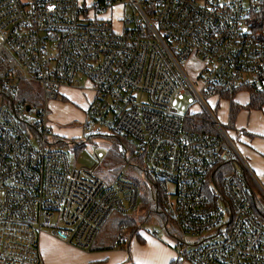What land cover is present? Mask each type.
Listing matches in <instances>:
<instances>
[{
    "label": "built area",
    "instance_id": "2783aa9c",
    "mask_svg": "<svg viewBox=\"0 0 264 264\" xmlns=\"http://www.w3.org/2000/svg\"><path fill=\"white\" fill-rule=\"evenodd\" d=\"M117 5L120 31L106 14ZM117 5L98 14L95 0H0V96H17L28 82L45 97L36 109L0 106V264H44V225L89 250L111 213L139 206L140 187L124 174L133 159L163 184L180 259L264 264V222L253 209L244 161L214 115L219 105L208 104L241 91L264 95V0ZM190 59L201 61L200 80L183 68ZM82 78L80 89L93 93L90 117L134 148L110 181L96 166L73 168L68 151L48 139L49 101ZM184 97L199 110L182 115L174 101ZM225 163L234 170L221 177Z\"/></svg>",
    "mask_w": 264,
    "mask_h": 264
},
{
    "label": "rangeland",
    "instance_id": "374dc122",
    "mask_svg": "<svg viewBox=\"0 0 264 264\" xmlns=\"http://www.w3.org/2000/svg\"><path fill=\"white\" fill-rule=\"evenodd\" d=\"M87 5H91L94 0H85ZM121 5L114 8L112 13L108 14L114 23L116 31H120V18L122 16ZM131 11V6L128 5L126 12ZM184 70L191 78L200 80V72L202 69L201 61L196 59H190L186 64L183 65ZM85 79L82 78L81 85L74 89H64L59 90V97L57 100L49 101L48 107L51 111V115L48 118V123L50 127V134L48 135L49 141H58L59 139H65L68 142L74 140L76 143H82V148H76V145L70 144L64 147L71 159L73 168L81 167H95L96 175L102 177L104 180L110 181L114 178V175L109 167L104 163L103 158L108 154L112 143L116 141V136L109 134L108 129L105 125L100 124L93 119L88 114L89 107L92 102L91 93L89 91H84L80 88L83 87ZM32 91L37 100V106L45 105V97L43 89L39 84H30ZM64 95V96H63ZM227 99L230 96H224ZM6 103V102H4ZM9 103V102H8ZM208 104L213 107L215 104L214 98L208 101ZM226 104L221 102L220 110L216 112V118L222 123L225 119V113H227ZM174 107L182 115L187 113H194L199 110V105H194L189 101L188 97L181 99H176L174 101ZM228 116V114H227ZM32 118L37 120L38 115L33 114ZM36 142V139H34ZM239 149V147H238ZM240 157L244 161L245 169L252 181L255 183V195L260 198L261 202L264 204V173H259L253 166L250 155H247L241 149H239ZM134 167L129 166L124 172L127 175V179L135 181L139 179L143 180V176L139 177L138 173L133 169ZM123 169V167H122ZM172 188L170 187V190ZM55 221L52 222V225ZM108 225L105 228H109ZM49 231L47 225H44V232ZM155 231L159 232V237L156 238L158 241L170 246L175 250L176 241L170 235H168L164 228L157 225L155 222L147 224L140 232L142 235L152 236ZM153 237V236H152ZM47 264V262L45 261Z\"/></svg>",
    "mask_w": 264,
    "mask_h": 264
},
{
    "label": "trees",
    "instance_id": "16d2710c",
    "mask_svg": "<svg viewBox=\"0 0 264 264\" xmlns=\"http://www.w3.org/2000/svg\"><path fill=\"white\" fill-rule=\"evenodd\" d=\"M126 0H95L96 12L98 14L106 13L111 7H114L117 4H121ZM4 93V91L0 90V94ZM251 101L247 106H241L235 102L231 98L230 106V120L231 123L234 124L238 114L243 109L248 110H261L264 106V95L258 92H252ZM227 99V97H224ZM37 95L35 97L32 88L28 82H21L19 86V92L17 96H0V106L11 107L14 103H20L26 107H31V109H36L39 106L36 104ZM6 102V103H4ZM9 102V103H8ZM217 107V111L218 112ZM214 112V115L216 114ZM206 116L203 117L204 122L207 121ZM189 126L194 129L205 131L208 129V125L206 124H198L189 121ZM116 141L112 143L108 154L103 158L104 163L107 167L110 168L116 177L122 170L123 165L127 161V152L133 153V146L128 143L122 136L115 135ZM57 144L64 148L69 146L70 144L76 145V148H82V143H76L74 140L71 142L66 141L65 139H59ZM133 169L138 173L139 177L142 175L143 180L139 179L135 180L141 191L140 203L138 208L131 214H121L117 212H113L110 214L108 219L106 220L103 227L100 229L97 234L95 241L90 251L96 249V241L100 238L102 234L105 235L106 239H111L110 242L112 245L108 247H100L101 249H113V248H126L128 249L130 242L132 239L137 238L142 241L140 237V231L149 223L155 222L160 227L164 228V231L170 235V229H168V225H171L172 222L165 212V204L164 198L165 193L163 191V184L159 180L151 175L148 172L147 167L145 166L142 159H133L132 162ZM234 170V166L230 163H225L221 166L219 173L222 177L227 173H232ZM246 181L249 184L250 192L253 194L252 196V205L255 214L264 222V204L261 202L260 198L256 197V189L255 183L252 181V178L249 176L247 172H245ZM109 224V228H105L106 225Z\"/></svg>",
    "mask_w": 264,
    "mask_h": 264
},
{
    "label": "crops",
    "instance_id": "0c3cea01",
    "mask_svg": "<svg viewBox=\"0 0 264 264\" xmlns=\"http://www.w3.org/2000/svg\"><path fill=\"white\" fill-rule=\"evenodd\" d=\"M118 6V5H117ZM116 6V7H117ZM107 16V15H103ZM64 89H74L64 87ZM88 91V90H87ZM86 91V92H87ZM91 98H93V93ZM64 96V95H63ZM233 102L247 106L251 101V94L241 91L230 97ZM230 99H222L217 102L214 98V106L221 102L226 104L225 119L221 123L235 138V144L247 155H250L254 168L261 174L264 173V106L261 110L243 109L238 114L234 124L230 120ZM218 103V104H216ZM218 108V111L220 110ZM228 114V116H227ZM238 149V152H239ZM240 154V152H239ZM153 236V237H152ZM142 235V241L134 238L128 249L113 248L101 249L112 244L111 239H106L102 234L96 241V249L83 250L53 236L49 231H43L39 236V248L44 261L47 264H192L188 260L180 259L175 250L158 241L159 235ZM156 237V238H155Z\"/></svg>",
    "mask_w": 264,
    "mask_h": 264
},
{
    "label": "water",
    "instance_id": "95a60500",
    "mask_svg": "<svg viewBox=\"0 0 264 264\" xmlns=\"http://www.w3.org/2000/svg\"><path fill=\"white\" fill-rule=\"evenodd\" d=\"M28 109H29V107H28Z\"/></svg>",
    "mask_w": 264,
    "mask_h": 264
}]
</instances>
